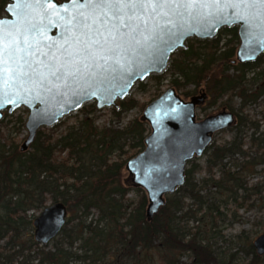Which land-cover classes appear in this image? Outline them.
Instances as JSON below:
<instances>
[{"label": "trees", "instance_id": "1", "mask_svg": "<svg viewBox=\"0 0 264 264\" xmlns=\"http://www.w3.org/2000/svg\"><path fill=\"white\" fill-rule=\"evenodd\" d=\"M6 5L7 0H0V17ZM223 36L228 39L224 41ZM188 41L185 49L173 54L166 70L171 74V89L185 99L203 91L212 98L210 105L220 104L235 115L238 130L248 126L240 113L246 104L264 96L260 84L264 54L254 63L236 61L239 37L235 26L222 29L212 40ZM155 79L158 84L163 81L162 76ZM234 97L242 100L238 109L232 104ZM118 105L111 111L120 121L138 102L128 97ZM80 112L83 116L73 123L63 120L40 129L26 151L5 130L11 124L18 131L25 129L27 117L6 113L0 121V264H155L157 256L164 264H183L186 255L192 264H240L234 257L218 260L211 239L187 227L191 216L185 212L184 199L186 194L198 197L191 183L197 166L187 169L185 185L169 195L153 220H148V195L130 178L125 179V173L128 161L145 149L149 123L141 117L120 129L99 124L95 103ZM238 139L210 144L205 152H211L209 169L222 170L223 161L237 154L250 158ZM128 149L135 152L123 160ZM258 149L263 155L264 150ZM256 164L247 161L244 168ZM239 180L238 187L246 188ZM181 191L186 194L178 196ZM133 192L136 200L129 198ZM49 201L64 203L69 217L59 236L42 246L34 239L33 220ZM250 252L251 261L242 264H261L263 258L254 244Z\"/></svg>", "mask_w": 264, "mask_h": 264}, {"label": "water", "instance_id": "2", "mask_svg": "<svg viewBox=\"0 0 264 264\" xmlns=\"http://www.w3.org/2000/svg\"><path fill=\"white\" fill-rule=\"evenodd\" d=\"M81 7L74 0H7L0 17V32H15L22 23L31 21L41 28L36 34L38 40L62 45L61 25ZM237 13L246 15L249 23L234 18ZM172 19L184 27L164 35L147 54L122 56L120 65L109 61L110 71L95 79L85 73L76 81L69 77L67 84L50 75L42 84L19 79L10 80L6 86L0 82V121L6 113L11 115L20 108L28 110V135L22 145L26 151L40 129L54 127L87 103H95L97 110L118 108V102L126 99L138 82L166 71L173 54L185 49L189 39L212 40L222 29L235 26L239 37L238 62L254 63L264 54V23L256 9H234L221 3L218 7L197 8L190 17L185 14ZM206 100L205 92L185 101L176 90L169 89L145 109L142 120L149 123L151 133L145 139V149L126 164V171L133 184L148 195V220H153L166 204V196L185 185L188 163L206 152L214 133L236 123L235 115L227 111L197 122L196 108ZM68 217L64 203L48 205L33 220L35 241L42 246L52 242ZM253 244L257 254L264 256V233Z\"/></svg>", "mask_w": 264, "mask_h": 264}, {"label": "snow or ice", "instance_id": "3", "mask_svg": "<svg viewBox=\"0 0 264 264\" xmlns=\"http://www.w3.org/2000/svg\"><path fill=\"white\" fill-rule=\"evenodd\" d=\"M74 3L82 7L61 25L62 45L38 40L36 34L41 28L31 21L22 23L15 32H0L3 85L17 79L42 84L49 75L65 84L69 77L76 81L85 73L93 79L103 76L110 71L109 61L120 65L122 56L147 54L164 35L184 27L173 16L190 17L197 8L218 7L223 3L234 9H256V15L264 23V0H74ZM234 18L249 23L246 15L237 13Z\"/></svg>", "mask_w": 264, "mask_h": 264}, {"label": "rangeland", "instance_id": "4", "mask_svg": "<svg viewBox=\"0 0 264 264\" xmlns=\"http://www.w3.org/2000/svg\"><path fill=\"white\" fill-rule=\"evenodd\" d=\"M223 38L224 41L228 39L225 36ZM189 43L187 41V45ZM169 68L170 62L166 70ZM157 76L163 77L161 84L157 83L155 79ZM251 77L253 75H250ZM170 80L171 74L164 71L160 75H151L147 80L138 82L128 96L138 102V107L124 115L120 121L113 118L112 108L98 110L96 114L98 123L120 129L127 126L135 118H141L148 105L172 88ZM260 84L261 86L264 85V78ZM142 86H144V89H142ZM179 94L181 95V93ZM195 95L197 96L198 93ZM211 101L212 98L210 97L204 105L203 113H197L198 118L204 115V111L208 115L215 112L216 109H222L220 104L210 105ZM91 104L87 103L84 107ZM232 104L236 106V109L240 108L241 98L234 97ZM243 109L240 115L247 120L248 126L241 127L238 130L234 123V125L218 131L212 142L223 145L233 141L238 136L239 142L244 143L243 150L249 153L250 158L246 159L240 154L232 158H226L223 161L224 166L221 170V167L209 169L208 160L211 152L204 153L201 157H195L188 163L187 169H193L194 166H197L192 173L191 183L195 185L194 190L198 197L189 196L185 191L178 193V196L186 194L184 199L185 212L191 216V219L187 220V227L193 232H198L199 236L211 239L218 260L229 261L234 257L236 262L240 264L251 261L250 248L253 246L254 241L264 233V154L262 155L261 152L257 151V146L260 144L261 147L258 150H264V96L257 103L246 104ZM15 112L16 117L18 115L28 116V110L25 108H20ZM80 113L79 110L63 120H69V123H73L78 117L83 116L82 114L79 115ZM11 119V117L7 118L6 121ZM5 133L7 136L14 138L19 146L23 145L28 135L26 129L18 131L14 128V124H11L5 130ZM150 133L151 129L147 136ZM253 137H255V141H253ZM134 152L129 150L123 160H127ZM251 160L256 161L258 164L253 168H244L246 162ZM191 162H193V165ZM126 178H129L128 172L125 173ZM235 178H239V182L242 181L246 188L238 187ZM218 181L221 182L219 185L216 184ZM168 196H166V199ZM129 198L136 200V193H131ZM51 204L52 201L47 203V205ZM39 214L40 212H36L34 219ZM262 258L261 264H264V256ZM181 261L183 264H192V260L188 255L184 256ZM153 263L164 264V261L157 256ZM33 264H37V262Z\"/></svg>", "mask_w": 264, "mask_h": 264}, {"label": "flooded vegetation", "instance_id": "5", "mask_svg": "<svg viewBox=\"0 0 264 264\" xmlns=\"http://www.w3.org/2000/svg\"><path fill=\"white\" fill-rule=\"evenodd\" d=\"M203 92V91H202ZM201 94V92H198V95H200ZM197 95V96H198ZM194 96H196V95H194ZM193 96V97H194ZM182 97V96H181ZM183 98V97H182ZM209 95L207 94V100L205 101V103L204 104H202V105H200V106H198L197 108H196V111H195V114H196V121L197 122H201V121H203V120H205V119H207V118H209V117H213V116H217V115H219V114H222V112H224L225 110H223V108L222 109H216V111L215 112H212V113H210V114H205L206 113V111H204V115L203 116H200L201 118H198V115H197V113L198 114H200V112H202L203 113V109H204V105L207 103V101L209 100ZM184 99V98H183ZM191 98H189V99H184L185 101H189ZM220 131V130H219ZM218 132V131H217ZM217 132H215L214 133V135L217 133ZM214 135H213V137H214ZM212 141H213V139H212ZM212 143V142H211ZM207 151V150H206Z\"/></svg>", "mask_w": 264, "mask_h": 264}]
</instances>
